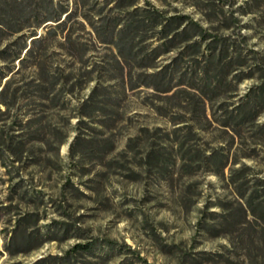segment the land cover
<instances>
[{
  "label": "trees",
  "instance_id": "1",
  "mask_svg": "<svg viewBox=\"0 0 264 264\" xmlns=\"http://www.w3.org/2000/svg\"><path fill=\"white\" fill-rule=\"evenodd\" d=\"M232 42L229 37L210 33L190 16L168 14L149 0L143 5H138V0H72L71 5L68 0H0V86L10 74L0 88V164L12 178L13 167L8 166V159L13 163L30 159L36 144L48 143L53 137L58 153L69 129L75 131L71 143L75 148L82 139L81 129L90 128L97 108L115 104L118 97L113 90L107 91L109 87H117L122 95L127 89L139 87L169 91L174 76L185 64L178 79L184 82L189 76V86L194 90H182L191 119L201 112L202 119L198 116L196 120L216 123L230 141L226 153H200L188 145L197 136L188 120L174 119L173 124L178 126L173 131L184 130L181 139L177 138L178 148L184 149L183 159L188 157L220 175L230 160L231 148L236 146L232 164L248 158L264 167V121H258L264 112V73L241 104L230 108L220 103L211 106L207 114V94L218 96L227 81L240 82L252 78L255 71H263L260 67L242 70L246 63ZM95 44L113 47L115 53L92 61L89 51ZM174 50L176 54L163 64V58ZM90 82L95 84L89 94L81 97V90ZM49 111L57 112L69 127L60 137L56 128H46ZM248 169L242 162L225 177L235 200L215 213L216 225L204 228L214 236L226 237L235 258L236 254L242 255L244 263L260 264L264 259V178L250 183ZM19 185H13L11 192H17ZM27 195L28 190H24L19 198L28 202L36 198ZM6 209L0 207V211ZM40 219L34 211L16 217L9 234L3 235L4 251L9 256L29 253L45 241L68 239L72 232L73 236H86L67 220H53L42 227L38 225ZM104 244L107 250L101 252ZM115 244L92 238L73 244L63 254H49L29 264H104L112 252L122 251ZM136 256L139 262L149 264ZM232 258L228 257L230 264Z\"/></svg>",
  "mask_w": 264,
  "mask_h": 264
},
{
  "label": "rangeland",
  "instance_id": "2",
  "mask_svg": "<svg viewBox=\"0 0 264 264\" xmlns=\"http://www.w3.org/2000/svg\"><path fill=\"white\" fill-rule=\"evenodd\" d=\"M68 1L71 5L72 0ZM144 1L138 0V5ZM149 1L168 14L190 16L212 34L229 37L242 52L246 63L242 70H263L240 82L226 80L220 95L206 96L207 114L211 106L215 108L220 103L230 108L241 104L250 88L260 83V73H264V0ZM42 31L38 29V33ZM83 37L88 39L86 34ZM176 52H169L161 62L168 63ZM113 53V47L103 44H95L89 51L92 61ZM184 67L182 64L174 76L169 91L139 87L127 89L122 95L117 87H109L107 91L113 90L118 97L115 104L97 108L90 128L82 127V139L75 148L71 147L75 131L69 129L58 153L53 137L48 143L36 144L30 159L14 163L8 159V166L13 167L12 178L0 164V207H7L0 211V264H29L49 254H63L73 244L92 238L114 241L116 248L122 249L112 252L104 264H143L136 255L149 264H230V256L234 257L231 264H247L242 255L236 254L235 258V252L231 253L226 237L214 236L204 227L216 225L215 213L235 200L225 179L231 169L242 162L248 165L247 177L252 183L264 178V167L248 158L232 164L236 146L231 148L230 160L220 175L188 157L183 159L184 149L178 148L177 138L181 139L184 130L173 131L178 126L173 124L174 119L188 120L197 135L188 145L200 153H226L225 146L230 141L216 123L196 120L198 116L202 119L201 112L191 119L182 90H194L189 86V76L184 82L178 79ZM9 76L3 78L2 84ZM94 84L90 82L79 95L89 94ZM46 121V128L60 131L59 137L69 128L55 111L47 112ZM258 121H264V112ZM75 122L73 119L72 125ZM17 183L18 190L12 193L11 187ZM24 190H28L27 197L35 195L33 202L19 198ZM29 211L38 212V225L42 227L53 220H67L86 236H73L72 232L68 239L45 241L29 253L9 256L4 251L3 235L9 234L18 215ZM63 211L69 215L64 216ZM105 250L106 244L100 248L101 252Z\"/></svg>",
  "mask_w": 264,
  "mask_h": 264
}]
</instances>
